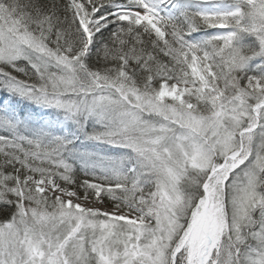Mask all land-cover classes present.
<instances>
[{
  "label": "snow or ice",
  "instance_id": "6c2138e0",
  "mask_svg": "<svg viewBox=\"0 0 264 264\" xmlns=\"http://www.w3.org/2000/svg\"><path fill=\"white\" fill-rule=\"evenodd\" d=\"M0 264H264V0H0Z\"/></svg>",
  "mask_w": 264,
  "mask_h": 264
}]
</instances>
